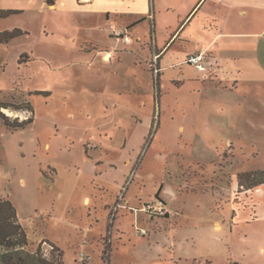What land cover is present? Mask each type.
<instances>
[{
  "label": "rangeland",
  "instance_id": "1",
  "mask_svg": "<svg viewBox=\"0 0 264 264\" xmlns=\"http://www.w3.org/2000/svg\"><path fill=\"white\" fill-rule=\"evenodd\" d=\"M54 3L0 0L20 11L0 17V33L23 32L0 42L2 112L33 118L24 130L0 119V194L29 252L59 264L63 253L65 264H264V222L232 219L242 185L264 180V78L225 76L207 53L208 71L178 65L162 79L149 23L110 26Z\"/></svg>",
  "mask_w": 264,
  "mask_h": 264
},
{
  "label": "crops",
  "instance_id": "2",
  "mask_svg": "<svg viewBox=\"0 0 264 264\" xmlns=\"http://www.w3.org/2000/svg\"><path fill=\"white\" fill-rule=\"evenodd\" d=\"M61 3L106 18L111 21L110 26L127 28L149 23V39L154 42L162 79L169 70L186 64L190 55L201 52L218 56L225 76L264 78V0H55L53 7ZM121 19L128 21L123 23ZM175 44L186 51L183 61H176L179 57L172 50ZM110 56L107 53L105 60ZM239 186L240 180H233L230 193L235 195ZM242 186L245 191L235 197L233 221L264 222V180ZM2 197L13 201L9 196ZM18 217L22 224L19 214ZM221 228L218 224L210 229ZM48 240L60 249L53 239ZM250 240L258 243L256 239Z\"/></svg>",
  "mask_w": 264,
  "mask_h": 264
},
{
  "label": "trees",
  "instance_id": "3",
  "mask_svg": "<svg viewBox=\"0 0 264 264\" xmlns=\"http://www.w3.org/2000/svg\"><path fill=\"white\" fill-rule=\"evenodd\" d=\"M19 12V10H8L2 13L0 10V17H7ZM22 34L23 32L20 29L2 32L0 33V42L7 43ZM157 85L158 82L156 83ZM10 107L8 104L0 102V119L7 128L24 130L33 123V118L23 121L11 120L2 112L4 109H10ZM20 109L16 108L15 110ZM26 110L33 112V107L30 103L27 104ZM29 244L27 231L20 222L15 206L9 200L0 199V247L3 251L0 257V264H59L46 258L40 247L36 253L29 252ZM103 261L105 264H109L108 255L103 258ZM60 264H65V262L61 260Z\"/></svg>",
  "mask_w": 264,
  "mask_h": 264
},
{
  "label": "built area",
  "instance_id": "4",
  "mask_svg": "<svg viewBox=\"0 0 264 264\" xmlns=\"http://www.w3.org/2000/svg\"><path fill=\"white\" fill-rule=\"evenodd\" d=\"M119 36L121 33L118 34ZM215 60L207 55V53H197L190 55L187 60L186 64L193 66L200 72H206L210 69L213 64H215Z\"/></svg>",
  "mask_w": 264,
  "mask_h": 264
}]
</instances>
